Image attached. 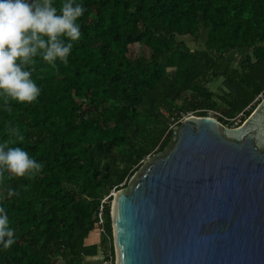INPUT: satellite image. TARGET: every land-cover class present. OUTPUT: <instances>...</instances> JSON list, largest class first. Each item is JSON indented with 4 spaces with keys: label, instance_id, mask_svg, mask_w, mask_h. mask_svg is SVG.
<instances>
[{
    "label": "trees",
    "instance_id": "trees-1",
    "mask_svg": "<svg viewBox=\"0 0 264 264\" xmlns=\"http://www.w3.org/2000/svg\"><path fill=\"white\" fill-rule=\"evenodd\" d=\"M75 2L85 9L82 35L67 64L36 56L25 66L41 89L32 103L6 106L0 94V143L43 164L34 177H0L15 230L14 244H0V264L112 263L109 192L166 146L184 116L231 126L238 115L239 125L264 96V0ZM62 3L53 0L58 14ZM234 51L236 63L226 56ZM8 187L18 195L7 198ZM100 206L102 232L85 245Z\"/></svg>",
    "mask_w": 264,
    "mask_h": 264
},
{
    "label": "water",
    "instance_id": "water-1",
    "mask_svg": "<svg viewBox=\"0 0 264 264\" xmlns=\"http://www.w3.org/2000/svg\"><path fill=\"white\" fill-rule=\"evenodd\" d=\"M115 193L114 264H264V96L237 126L184 116Z\"/></svg>",
    "mask_w": 264,
    "mask_h": 264
},
{
    "label": "clouds",
    "instance_id": "clouds-1",
    "mask_svg": "<svg viewBox=\"0 0 264 264\" xmlns=\"http://www.w3.org/2000/svg\"><path fill=\"white\" fill-rule=\"evenodd\" d=\"M82 4L75 0H63L58 10L53 0H0V94L19 103L37 100L41 89L31 79L25 66L40 56L43 61L56 67V61L67 64V58L75 42L81 39L77 22L84 14ZM7 110H11L8 108ZM8 132L18 142L24 136L16 127ZM43 164L31 158L21 147H9L0 143V177L4 172L15 177H34ZM7 198L18 195L16 190L5 189ZM15 243V230L10 226L6 209L0 206V244L5 248Z\"/></svg>",
    "mask_w": 264,
    "mask_h": 264
},
{
    "label": "rangeland",
    "instance_id": "rangeland-1",
    "mask_svg": "<svg viewBox=\"0 0 264 264\" xmlns=\"http://www.w3.org/2000/svg\"><path fill=\"white\" fill-rule=\"evenodd\" d=\"M180 39H182L183 41H185V42H187L188 44H190L191 46H198V45H200L201 44V39H196V40H194V39H191V38H189V37H182V38H180ZM227 58L228 59H230V61L231 62H233V63H236L237 61H239L240 60V58H241V53L240 52H230V53H228L227 55ZM231 122H232V125L230 126V127H232V126H236L237 125V123H238V115H236V116H234L232 119H231ZM113 191L114 190H111L110 192H109V194L112 192L113 193ZM115 192V191H114ZM108 194V195H109ZM111 195V194H110ZM112 197V196H111ZM112 199V198H111ZM110 207V206H109ZM109 212V211H108ZM92 237L94 238V240H96L97 241V238L99 237V229L98 228H95L93 231H92ZM111 238H112V234H111ZM93 240V241H94ZM94 257L95 258H97V255L95 254L94 255ZM113 257H114V252H113ZM95 259H93V261H94ZM103 260V259H102ZM102 260L100 259V260H96V261H94V264H100V262H102ZM114 260V259H113ZM113 264H114V262H113Z\"/></svg>",
    "mask_w": 264,
    "mask_h": 264
},
{
    "label": "built area",
    "instance_id": "built-area-1",
    "mask_svg": "<svg viewBox=\"0 0 264 264\" xmlns=\"http://www.w3.org/2000/svg\"><path fill=\"white\" fill-rule=\"evenodd\" d=\"M110 194L112 195L113 193L111 192ZM105 198L101 199V203L104 202ZM101 226H102V216H101V206H100L99 207V212L97 213V227H96V228L99 229V232H102V227ZM113 259H114V257H113ZM113 262H114V260H113ZM113 262L111 263V259H103L102 262H100V264H113Z\"/></svg>",
    "mask_w": 264,
    "mask_h": 264
},
{
    "label": "crops",
    "instance_id": "crops-1",
    "mask_svg": "<svg viewBox=\"0 0 264 264\" xmlns=\"http://www.w3.org/2000/svg\"><path fill=\"white\" fill-rule=\"evenodd\" d=\"M93 240H94V238L92 237V233H91L90 237L86 240L85 245H92V244L97 243L96 240H94V241ZM88 258H91V257H88Z\"/></svg>",
    "mask_w": 264,
    "mask_h": 264
},
{
    "label": "bare ground",
    "instance_id": "bare-ground-1",
    "mask_svg": "<svg viewBox=\"0 0 264 264\" xmlns=\"http://www.w3.org/2000/svg\"><path fill=\"white\" fill-rule=\"evenodd\" d=\"M117 193V192H116ZM115 192H113V194H116Z\"/></svg>",
    "mask_w": 264,
    "mask_h": 264
}]
</instances>
